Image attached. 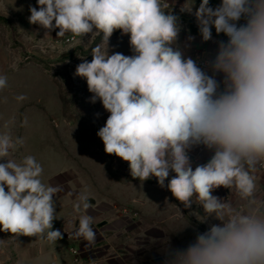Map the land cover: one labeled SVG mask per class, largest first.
Instances as JSON below:
<instances>
[{"label":"clouds","instance_id":"1","mask_svg":"<svg viewBox=\"0 0 264 264\" xmlns=\"http://www.w3.org/2000/svg\"><path fill=\"white\" fill-rule=\"evenodd\" d=\"M37 5L29 6L28 21L47 30L45 35L59 29L58 38L102 37L91 49V61L82 59L74 76L86 80L89 102L100 101L109 113L97 132L105 153L127 162L132 178H155L185 209L194 203L203 208V215H189L207 224L206 230L195 231L184 246L169 241L160 264H264V202L256 194V172L264 166V0H220L215 7L210 0L198 7L185 0L180 12L194 15L202 42L213 41V29L227 37L196 59L185 55L195 37L180 44L183 26L179 15L167 11V0H37ZM116 30L129 36L132 55H109ZM6 86L7 77L0 76V90ZM23 143L0 133V231L56 242L63 233L53 228L54 197L64 189L42 181L44 168L34 156L11 158ZM198 147L211 155L194 167L190 152ZM221 187L243 208L213 194ZM74 195L73 235L92 244L97 234L86 214L88 194Z\"/></svg>","mask_w":264,"mask_h":264},{"label":"rangeland","instance_id":"2","mask_svg":"<svg viewBox=\"0 0 264 264\" xmlns=\"http://www.w3.org/2000/svg\"><path fill=\"white\" fill-rule=\"evenodd\" d=\"M167 2V11L180 16V44L188 35L195 37L185 55L196 59L215 50L213 41L227 39L213 29V41L202 42L194 15L180 12L185 0ZM200 2L195 0V7ZM219 3L210 0L213 7ZM30 5L38 7L37 0H0V76L7 77V86L0 90V133L24 141L11 158L19 162L24 156H34L44 168L42 181L63 187L54 197L57 219L53 222L63 239L16 238L0 231V264H93L100 243H109L116 253L131 250L136 260L143 262L148 250H158L169 241L173 246L186 245L194 239L195 231L208 226L189 215L193 211L203 215V208L194 203L185 209L155 178L144 182L132 178L128 163L106 154L97 135L109 113L100 101L89 102L92 93L86 80L74 72L82 59L91 61V49L102 44V37L67 34L58 38L59 29L45 35L47 30L29 23ZM103 47L107 49V45ZM108 50L109 55L133 54L129 36L120 30L110 37ZM21 95L26 99L18 100ZM171 175L174 173L169 178ZM85 191L90 201L86 214L93 217L97 234L92 244L73 235L78 226L74 194ZM213 194L243 208L228 189L221 187ZM256 194L262 201L264 192L257 190ZM178 207L185 215L182 219Z\"/></svg>","mask_w":264,"mask_h":264},{"label":"crops","instance_id":"3","mask_svg":"<svg viewBox=\"0 0 264 264\" xmlns=\"http://www.w3.org/2000/svg\"><path fill=\"white\" fill-rule=\"evenodd\" d=\"M199 148L200 147L194 148L190 152L191 158H194V160H192L194 166L198 163L206 162L211 155V153L206 149L203 148L202 151H200ZM256 177L257 190H262L264 192V169L258 168ZM263 200L264 197L262 198L261 202H263ZM105 223L107 224V221H104L103 224ZM103 224H101V226ZM161 246L157 245V248ZM112 247L113 246L109 243H100L97 247H95L96 249H98L95 251V254L97 255L94 257L93 264H160L161 251L164 248L161 247L158 250H148L145 260H143V262H140L139 260H136L135 252L127 250L124 252L116 253L111 250Z\"/></svg>","mask_w":264,"mask_h":264},{"label":"built area","instance_id":"4","mask_svg":"<svg viewBox=\"0 0 264 264\" xmlns=\"http://www.w3.org/2000/svg\"><path fill=\"white\" fill-rule=\"evenodd\" d=\"M199 149H200V151H202L203 147H200ZM259 168H260V169H264V166L259 167Z\"/></svg>","mask_w":264,"mask_h":264}]
</instances>
